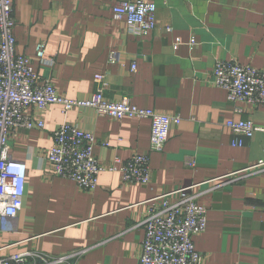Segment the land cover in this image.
<instances>
[{
  "label": "crops",
  "instance_id": "0c3cea01",
  "mask_svg": "<svg viewBox=\"0 0 264 264\" xmlns=\"http://www.w3.org/2000/svg\"><path fill=\"white\" fill-rule=\"evenodd\" d=\"M120 1L14 0L17 52L66 97L90 96L95 75L105 73L108 98L128 97L140 107L179 114L182 122L162 151H151L149 119L117 120L90 108L63 113L59 104L31 108L45 127L19 128L10 138V155L26 163L27 182L15 226L0 231V257L82 251L75 264H140V222L149 200L192 185L208 209L207 229L194 237L202 264H264V132L234 146L238 135L225 124L252 119L264 125V106L246 103L236 114L227 91L209 81L218 60L264 68V0H148L157 5V25L147 34L114 18ZM41 41L45 61L36 56ZM114 50L119 57L111 62ZM64 122L94 132V153L105 166L149 152V184L126 185L120 173L106 170L98 187L86 191L54 175L46 155ZM187 158L196 166L186 165Z\"/></svg>",
  "mask_w": 264,
  "mask_h": 264
},
{
  "label": "built area",
  "instance_id": "2783aa9c",
  "mask_svg": "<svg viewBox=\"0 0 264 264\" xmlns=\"http://www.w3.org/2000/svg\"><path fill=\"white\" fill-rule=\"evenodd\" d=\"M14 0H0V231L15 220L24 207L27 166L10 155V138L19 128L44 129L45 122L35 117L30 109L44 111L52 104L62 106L63 113L74 108L93 109L98 115H109L117 120L139 117L151 121V151H162L170 130L182 122L179 114H163L155 109L140 107L128 97L119 100L105 95L107 76L97 73L95 90L90 96L69 98L60 94L54 84L42 81L33 68L32 59L17 52L14 32ZM157 5L148 0H125L115 4L113 16L138 34H147L157 25ZM180 41L175 43L178 46ZM195 40L191 41V45ZM46 43L36 47V56L45 61ZM119 52L111 51L109 59L117 61ZM136 62L130 71L135 72ZM209 81L227 91V99L236 114L244 112L243 104L264 106V68L240 63L237 59L216 61ZM238 137L234 146H243L244 137L252 138L264 132V125L252 119L226 121ZM53 143L46 161L54 175L74 181L81 189L94 191L103 171L118 172L126 185H147L151 179L150 153H135L127 160L114 159L105 166L94 153L97 144L93 131L76 123L64 122L52 133ZM185 164L196 166V160L187 158ZM264 164V162H261ZM235 180V178H232ZM187 185L160 194L149 200V206L140 225L145 230L140 264H202L204 255L197 250L194 237L207 229L208 209L200 204L198 196ZM82 251L64 255H50L29 250L0 257V264H75Z\"/></svg>",
  "mask_w": 264,
  "mask_h": 264
}]
</instances>
